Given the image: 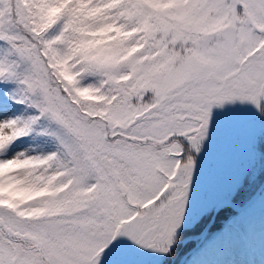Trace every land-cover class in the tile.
Here are the masks:
<instances>
[{
	"label": "snow or ice",
	"instance_id": "1",
	"mask_svg": "<svg viewBox=\"0 0 264 264\" xmlns=\"http://www.w3.org/2000/svg\"><path fill=\"white\" fill-rule=\"evenodd\" d=\"M0 264H264V0H0Z\"/></svg>",
	"mask_w": 264,
	"mask_h": 264
},
{
	"label": "trees",
	"instance_id": "2",
	"mask_svg": "<svg viewBox=\"0 0 264 264\" xmlns=\"http://www.w3.org/2000/svg\"><path fill=\"white\" fill-rule=\"evenodd\" d=\"M228 214H229L228 212L220 213V215L216 219V223L212 227V231H216L217 229H219L221 227L223 221L227 219ZM193 246L194 245L190 244L188 247L191 248ZM185 251H187V249H185Z\"/></svg>",
	"mask_w": 264,
	"mask_h": 264
}]
</instances>
